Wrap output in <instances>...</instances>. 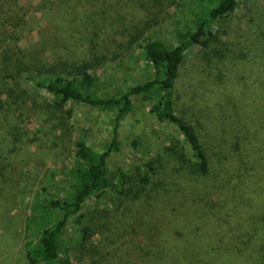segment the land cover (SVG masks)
Instances as JSON below:
<instances>
[{"label":"rangeland","instance_id":"obj_1","mask_svg":"<svg viewBox=\"0 0 264 264\" xmlns=\"http://www.w3.org/2000/svg\"><path fill=\"white\" fill-rule=\"evenodd\" d=\"M2 3L4 18L15 19L13 24L7 19L5 25L16 27L18 39L9 42L14 48L46 62L85 60L92 52H106V61L91 72L111 91L151 76L138 45L153 40L176 44L177 30L192 23L197 9L196 0ZM212 31L214 37L206 46L195 45L184 56L176 106L204 137L221 141L224 161L216 162L222 168L218 177L212 174L195 182L183 169L177 170L165 146L182 136L158 124L149 105L135 97L137 113L120 123L121 148L109 158V168L135 174L148 154L169 161H164L158 178L166 189L160 193L159 210H149V201L123 208L120 186L89 198L77 215L80 221L71 217L64 230L63 259L78 264L96 247L107 249V264H264V0H238ZM0 82V91H7L10 85L1 78ZM26 86L24 101L9 105L12 100L4 95L0 101V264H29L30 209L36 201L67 196L76 139L84 137L102 150L114 129L109 113L84 103L54 112L46 107L52 95L31 83ZM135 128L147 141L138 153L130 148ZM203 203L216 213L203 218ZM174 209L182 214L178 218L191 224L188 240L156 232L146 235L148 228L167 221L166 211L174 216ZM86 222L91 224L87 247L81 244ZM149 238L150 252L140 253Z\"/></svg>","mask_w":264,"mask_h":264},{"label":"trees","instance_id":"obj_2","mask_svg":"<svg viewBox=\"0 0 264 264\" xmlns=\"http://www.w3.org/2000/svg\"><path fill=\"white\" fill-rule=\"evenodd\" d=\"M237 3L238 0H196L197 9L192 23L184 30H177L176 44L153 40L138 45L145 64L152 71L151 76L142 82L115 87L111 91L99 75L91 72L92 68L106 61L108 58L106 52H92L90 53L92 57L85 60L46 62L40 58L35 59L32 54L26 53L20 47L14 48L9 42L18 39L16 27L12 29L5 25L8 20L13 24L15 19L11 15L4 18V4L0 0V78L10 85L7 91H0V101L3 100L1 98L3 95L12 100L9 105L24 101L27 96L26 85L31 83L52 95L53 100L46 105L49 110L61 112L70 103H84L111 114L114 124L113 134L102 150L94 149L84 137L76 139L73 162L68 168L70 183L66 191L67 196L64 199L45 198L36 201L30 209L26 226L29 235L33 236L27 244L29 264H74L69 257L63 259L61 256V238L64 230L70 218L81 213L84 203L89 198L99 197L110 188L115 190L120 186L118 192L123 197L122 206L125 209L133 203L149 201L147 204L149 210L153 209L154 212L159 210L157 202L162 198L160 193L166 190L164 183L158 182L160 171L165 167V160L159 154L143 156L142 167L138 168L135 174L126 173L122 168L111 172L109 168V158L121 148L118 136L120 123L137 113L135 97L149 105L148 111L158 124H167L170 130L182 136L176 137L165 146L169 159L178 165L177 170L183 169L184 175L188 179H196L195 182L212 178V174L218 177L217 171L222 168L216 167V162L223 164L224 161L223 151L218 147L221 141L219 139L212 141L208 135L204 137L197 126L177 110L176 87L187 51L195 45L206 46L205 42L214 37L212 28L215 22L231 14ZM5 11L7 12V9ZM87 45L113 47L107 43ZM133 133L130 148L134 153H138L143 151L147 141L136 128ZM196 190L198 195V188ZM200 200L199 197V202ZM205 208L210 207L203 203L201 212L203 218L216 213L212 208L206 211ZM174 212L176 213L174 216H169L171 213L166 211L168 222H157L155 227L146 230V235L153 237L156 232L161 236L168 234L188 240L187 235L192 234L188 229L191 224L189 220L183 222V219L178 218L182 216L180 210L174 209ZM77 217L80 221V216ZM90 229L89 222L81 229L85 237L81 244L85 247L91 242L88 236ZM149 241L150 238L141 247L140 253L150 252ZM91 250L87 253L89 256L86 259L77 263L87 264L86 262L92 261L88 264H107L104 255L107 249L97 250L95 247Z\"/></svg>","mask_w":264,"mask_h":264}]
</instances>
